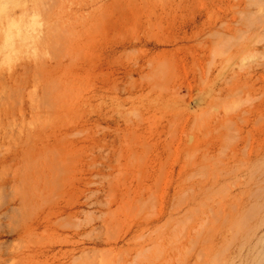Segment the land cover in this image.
<instances>
[{"label": "rangeland", "instance_id": "1", "mask_svg": "<svg viewBox=\"0 0 264 264\" xmlns=\"http://www.w3.org/2000/svg\"><path fill=\"white\" fill-rule=\"evenodd\" d=\"M0 264H264V0H0Z\"/></svg>", "mask_w": 264, "mask_h": 264}, {"label": "bare ground", "instance_id": "2", "mask_svg": "<svg viewBox=\"0 0 264 264\" xmlns=\"http://www.w3.org/2000/svg\"><path fill=\"white\" fill-rule=\"evenodd\" d=\"M251 113H252V111L251 110H248V111H245V114H246V116H248L249 118H250V116H251ZM250 150V149H249ZM237 151H239V150H237ZM250 152H251V150L249 151V154H250ZM236 154V153H235ZM238 158H239V156H240V154H239V152L237 153V155H236ZM221 173H222V171H221ZM224 173V172H223ZM261 228V227H260ZM254 229V228H253ZM253 232V231H252ZM254 233V232H253ZM31 256V255H30Z\"/></svg>", "mask_w": 264, "mask_h": 264}]
</instances>
